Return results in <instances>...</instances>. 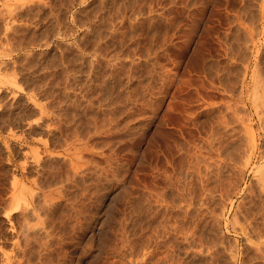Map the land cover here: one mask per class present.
I'll return each instance as SVG.
<instances>
[{"label": "rangeland", "instance_id": "374dc122", "mask_svg": "<svg viewBox=\"0 0 264 264\" xmlns=\"http://www.w3.org/2000/svg\"><path fill=\"white\" fill-rule=\"evenodd\" d=\"M0 264H264V0H0Z\"/></svg>", "mask_w": 264, "mask_h": 264}]
</instances>
